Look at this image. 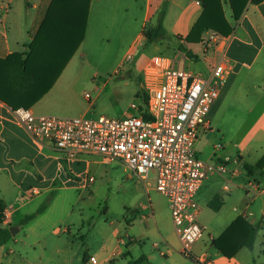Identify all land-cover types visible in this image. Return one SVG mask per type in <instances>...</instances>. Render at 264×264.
Segmentation results:
<instances>
[{"label": "crops", "instance_id": "crops-1", "mask_svg": "<svg viewBox=\"0 0 264 264\" xmlns=\"http://www.w3.org/2000/svg\"><path fill=\"white\" fill-rule=\"evenodd\" d=\"M165 1L91 0L83 43L53 88L30 110L41 115L55 116L53 114L60 110L69 97L78 94L85 80L84 65L86 64L83 60L94 55L97 50L105 49L110 43V38L115 34L121 37L124 33H135L136 37L126 53L127 59L137 53L138 47L144 43V29L156 23L158 12ZM50 3L51 0H0V8H2L0 58H6L16 52H28L27 46L32 42ZM202 12L203 7L199 0H169L163 22L164 29L170 36L186 37ZM224 12L233 32L224 36L228 42L220 41V47L224 48L233 70L221 88L219 99L212 107L211 130L203 133L205 137L213 135L215 130L224 132L228 102L241 71L244 69L252 71L255 66L260 67V71L264 70V2L253 4L249 0L240 18L236 19L230 4L224 1ZM210 31L203 33L201 42L188 45V48L200 59L204 54L203 41ZM218 58V52L208 53L209 61L214 62ZM241 87L239 90L242 92ZM259 98H263L262 94ZM238 121L237 132L242 124V120ZM197 143L199 145L201 140L199 139ZM238 148V159L239 162L242 160L243 168L245 164L262 165L258 173L251 177L244 169L245 172H243L249 178L248 183L233 184V177L238 176L241 173L240 170L231 171L229 161L222 160L214 154L211 160L214 157L218 162L213 163L215 165L224 164L227 172L208 176L196 196L199 205L198 220L203 213L199 200L201 191L208 195L204 206L210 215L206 223L199 222L205 233L202 240L194 245L193 252L198 256H206L209 264H264V175L262 174L264 172V110L244 132ZM196 152L198 155L197 150ZM252 153L256 155L253 163L245 160L246 157L251 159ZM69 161L50 142H40L34 139L20 124L14 110L0 101V197L7 204V213L11 223L18 227V232L12 240L0 248V264H23L21 252L31 244L32 236L38 235L41 221L46 218L48 212V210L45 211L27 225H20L21 219L31 214L22 212L18 215L20 211L32 204L35 199L46 196L51 191H56V200L61 196L60 191L87 188L85 179L76 182L70 177V171L74 169L79 172V175L84 174L87 169L85 163L90 166L87 158L81 156L74 161ZM84 166L85 169H83ZM225 174H231L232 178L218 184V180L214 178ZM249 183L256 184L258 189H250ZM135 206L136 209L131 210V213L139 214L141 221L132 224L126 230V239L116 238V242L105 243L101 250L102 259L98 255L89 257L85 254L83 261L89 262L90 258L95 257L99 264H113V255L126 251V257H124L126 264L141 257L145 258L141 264H152L156 260L152 252L141 257L133 255L137 242L147 237L154 240L152 247L159 256L163 257V264H173V255L179 249L181 250L177 236L173 233H164L160 229L155 221V208L150 197L149 203H137ZM145 211H150V217L141 214ZM239 217L252 226H258L259 229L252 248L244 247L233 258H227L214 247L213 241L218 239ZM150 220L155 221L154 226L146 227L139 238L134 239L132 235L136 226L140 224L147 226ZM8 224L9 221L6 222V226ZM213 230L218 232L216 236ZM39 232L41 233L42 230ZM64 232L70 233V228L65 229ZM56 233L58 234L59 231ZM143 250L142 248L141 252L144 254Z\"/></svg>", "mask_w": 264, "mask_h": 264}, {"label": "rangeland", "instance_id": "rangeland-1", "mask_svg": "<svg viewBox=\"0 0 264 264\" xmlns=\"http://www.w3.org/2000/svg\"><path fill=\"white\" fill-rule=\"evenodd\" d=\"M212 33L211 30L205 40ZM135 37V33H124L121 37L115 34L110 38V43L105 49L97 50L94 55L88 56L85 60L82 58L86 64L84 65L85 80L81 84L78 94L69 97L60 110L53 115L61 117L84 115L94 119L101 116L126 118L132 115L140 117L141 114L131 106L132 104H144L145 96L140 88L142 67L151 55L160 51L170 52L178 47L180 42L163 35L152 43L144 39V43L138 47L137 53L131 59H127L126 53ZM194 69L197 68L194 67ZM259 69L260 67L255 66L252 71L244 69L241 73L239 72L237 84L228 102L224 132L215 130L209 137L203 136L205 135L203 133L200 134L201 143L199 145L197 143L195 147L201 160L216 163L218 161L214 157L211 160L212 155L215 154L222 160L229 161L231 171L240 170L241 173L233 177V184L248 183L249 180L244 173L242 160L239 162L238 159V144L244 136V132L264 110V70L260 71ZM243 84L244 86L241 87ZM239 87L243 88L242 92ZM139 92H141L140 96ZM87 93L92 96L90 101L85 98ZM260 94L263 96L262 99L259 98ZM238 120H242V124L237 132ZM85 157L90 166L85 163L87 169L82 175H79L75 169L71 170L70 177L76 182H81L89 173L88 175L94 178V182L89 183L86 189L76 188L67 191L58 189L61 196L56 200V191H51L48 195L35 199L32 204L18 213V215L22 212L32 214L44 204L49 203L45 210H48L46 218L41 221L40 225L42 234L39 230L38 235L32 236L31 244L21 252L23 264H88L87 260H82L85 254L89 257L98 255L102 259L103 252L101 250L105 243L116 242V238L126 239V230L132 224L141 221L139 214H133L131 210L136 209L137 203H149V197L155 208V221L160 229L164 233H173L177 236L169 202L165 196L157 192L153 172L150 173L149 180L142 182L135 172L122 162L115 161L107 165L97 156L86 155ZM250 157L251 159L246 157L245 160L253 163L256 155L252 153ZM230 178H232L231 174H225L214 179L218 180V184H222L224 180ZM53 192L55 195L52 198ZM207 198L208 195L201 191L199 199L201 209H203V213L199 217L201 224L206 223L205 221L209 219L210 215L204 206ZM51 203H53L52 206ZM141 214L148 217L151 215L150 211ZM8 221L10 229H15L13 234L15 236L18 227L11 223L10 217H8ZM155 221L150 220L147 226L145 224L137 225L133 231V238L138 239L146 227L154 226ZM67 228H70V233L64 232ZM55 231H59V233L57 234ZM213 233L216 236L218 232L213 230ZM140 241L137 242L133 251L134 256H147L152 252L156 259L152 264L164 263L163 257L159 256L152 247L154 240L144 237ZM142 248L144 254L141 252ZM179 250L172 257L173 264H195L191 259L185 258ZM124 257H126V251L116 253L113 255L112 263L126 264Z\"/></svg>", "mask_w": 264, "mask_h": 264}, {"label": "built area", "instance_id": "built-area-1", "mask_svg": "<svg viewBox=\"0 0 264 264\" xmlns=\"http://www.w3.org/2000/svg\"><path fill=\"white\" fill-rule=\"evenodd\" d=\"M220 41L228 42L213 31L203 42L199 61L182 50L151 55L140 73L144 104L131 106L140 117L94 119L36 115L26 108L14 111L34 139L50 142L67 160L91 155L107 165L119 161L142 182L153 172L157 192L169 202L180 253L195 264H209L206 256L193 252L205 233L198 220L197 193L208 176L227 172L224 164L201 160L195 148L200 134L211 130L212 107L233 70ZM210 51L219 53L214 62L208 60ZM85 98L90 101L92 96L87 93ZM88 174L87 185L94 182ZM249 188L258 189L254 183ZM88 264L99 262L92 257Z\"/></svg>", "mask_w": 264, "mask_h": 264}, {"label": "trees", "instance_id": "trees-1", "mask_svg": "<svg viewBox=\"0 0 264 264\" xmlns=\"http://www.w3.org/2000/svg\"><path fill=\"white\" fill-rule=\"evenodd\" d=\"M91 0H51L44 19L27 46L28 52L13 53L0 58V101L14 111L30 109L40 101L54 86L70 60L78 51L86 36ZM203 12L186 37H173L167 34L163 22L169 0L158 12L156 23L144 29L147 42L156 41L161 35L172 37L180 42L173 50H182L199 61L200 57L188 48L189 44L199 43L205 31L212 30L228 36L233 28L225 17L223 3L228 2L239 19L249 0H200ZM253 4L264 0H251ZM139 95V94H138ZM262 165L245 164L246 173L253 177ZM264 175V172H262ZM54 192L51 197H54ZM49 203L41 206L35 213L26 215L20 225H27L43 214ZM7 204L0 197V248L5 246L13 235L7 222ZM259 227L252 226L239 217L216 240L214 247L225 257L233 258L244 247L252 248ZM144 257L129 264H141Z\"/></svg>", "mask_w": 264, "mask_h": 264}, {"label": "water", "instance_id": "water-1", "mask_svg": "<svg viewBox=\"0 0 264 264\" xmlns=\"http://www.w3.org/2000/svg\"><path fill=\"white\" fill-rule=\"evenodd\" d=\"M10 230H11V232H12V235H13V234H14V231H15V229H14V228H11Z\"/></svg>", "mask_w": 264, "mask_h": 264}]
</instances>
